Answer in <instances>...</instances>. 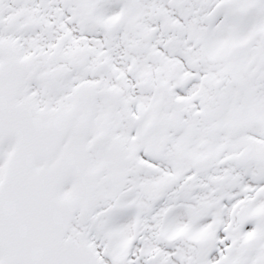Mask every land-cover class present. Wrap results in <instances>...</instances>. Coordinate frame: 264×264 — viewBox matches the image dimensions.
Listing matches in <instances>:
<instances>
[{
  "label": "snow or ice",
  "instance_id": "snow-or-ice-1",
  "mask_svg": "<svg viewBox=\"0 0 264 264\" xmlns=\"http://www.w3.org/2000/svg\"><path fill=\"white\" fill-rule=\"evenodd\" d=\"M0 264H264V0H0Z\"/></svg>",
  "mask_w": 264,
  "mask_h": 264
}]
</instances>
